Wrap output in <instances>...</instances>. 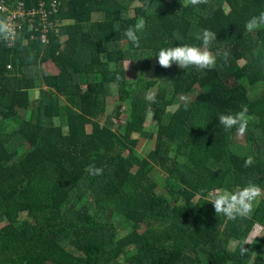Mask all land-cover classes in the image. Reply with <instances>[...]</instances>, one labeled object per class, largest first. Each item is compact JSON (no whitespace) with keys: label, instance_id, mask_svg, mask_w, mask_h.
Instances as JSON below:
<instances>
[{"label":"trees","instance_id":"16d2710c","mask_svg":"<svg viewBox=\"0 0 264 264\" xmlns=\"http://www.w3.org/2000/svg\"><path fill=\"white\" fill-rule=\"evenodd\" d=\"M260 11L264 0H59L64 23L47 43L27 31L3 43L0 264H264V196L235 220L208 202L214 189H264V26L245 29ZM137 23L138 47L124 35ZM205 29L216 33L211 69L158 64L160 48L201 46ZM48 60L56 73L41 68ZM112 86L123 124L108 112ZM242 104L240 136L218 116ZM139 138L152 143L144 154Z\"/></svg>","mask_w":264,"mask_h":264},{"label":"clouds","instance_id":"9594fccd","mask_svg":"<svg viewBox=\"0 0 264 264\" xmlns=\"http://www.w3.org/2000/svg\"><path fill=\"white\" fill-rule=\"evenodd\" d=\"M192 6L206 3L207 0H187ZM264 26V11H260L258 15H253L245 22V29L253 32ZM142 28V23L129 26L124 35L134 46H139L140 37L137 35ZM14 26L6 18H0V38L5 40L14 37ZM202 41L201 46L194 44H179L174 47H162L159 49L156 57L158 64L163 68H170L174 63L181 69L195 67L197 69H211L216 64V56L210 50L209 45L216 40V33L205 29L201 36L198 37ZM119 79V77H117ZM146 99L155 102V95L149 94ZM248 107L242 104L241 108L235 114L231 112L221 113L218 116L219 124L225 130L236 128L237 133L243 136L248 128L249 118L247 117ZM245 166H251L254 163L252 157H248L244 161ZM90 175L97 176L103 173L101 167H97L94 163L87 167ZM264 196V189L260 186L249 183L243 187H236L233 190L214 189L209 193L208 202H211L216 215H223L228 219L235 220L237 218L250 217L254 210V203ZM251 243V241H248Z\"/></svg>","mask_w":264,"mask_h":264},{"label":"built area","instance_id":"2783aa9c","mask_svg":"<svg viewBox=\"0 0 264 264\" xmlns=\"http://www.w3.org/2000/svg\"><path fill=\"white\" fill-rule=\"evenodd\" d=\"M58 8L59 0H0V18L8 19L15 33L7 40L0 38V47L3 43L12 46L24 31L30 38L37 37L47 43L48 34L57 33L63 25L57 18Z\"/></svg>","mask_w":264,"mask_h":264},{"label":"rangeland","instance_id":"374dc122","mask_svg":"<svg viewBox=\"0 0 264 264\" xmlns=\"http://www.w3.org/2000/svg\"><path fill=\"white\" fill-rule=\"evenodd\" d=\"M167 1H171V0H167ZM99 16L102 17V15H99ZM94 19H98V16H94ZM53 66H54L53 64L49 63V64H47L45 66V70L52 71L54 69ZM125 67L128 70H131L132 69L131 62L130 61H126L125 62ZM218 71H219L221 76H225V72H224V70L222 68H218ZM148 77H149V75H148ZM109 89H110V93H109V96H108V109H109L108 112H109V114H113V113H115V111H120L122 113L121 117H120V120H118V121L115 120V122L123 124L125 122V120H126L127 107H126L125 104L119 103L118 93H117L116 88L114 86H112V87H109ZM156 89H157V86H154V87L150 88L149 91H148V95L149 94H154L156 92ZM190 99H192V96H191ZM174 109H175V107L171 108V110H174ZM154 124L155 123L152 121L151 115H148V117L146 119V123H145V126L147 127V129L150 130V128L153 127ZM86 132H89V127L88 126L86 127ZM151 147H152V143H150V142L147 143V141L145 139L139 138V144H138V147H137L139 153L144 154L147 150L151 149ZM154 177L158 181V191H162L163 173H160L156 169L155 172H154ZM109 199L111 200V197H109ZM22 216H24V214ZM262 234H263V228L258 226V227L255 228V230H253L251 232L250 237L248 238V241H251V244H254L256 242V240ZM88 257H89L91 262H96L97 261V250H96L95 247H90L89 256Z\"/></svg>","mask_w":264,"mask_h":264},{"label":"crops","instance_id":"0c3cea01","mask_svg":"<svg viewBox=\"0 0 264 264\" xmlns=\"http://www.w3.org/2000/svg\"><path fill=\"white\" fill-rule=\"evenodd\" d=\"M64 23V22H63ZM49 63H51V64H53V62H51L50 60H48V61H46V62H44V63H42L41 64V68L43 69V71L44 72H47V73H50V74H54V73H56L57 72V68H56V66L54 65L53 66V70L52 71H47V70H45V66L47 65V64H49ZM33 92V93H32ZM35 93V94H34ZM37 96H38V89H34V90H31L30 91V99H36L37 98Z\"/></svg>","mask_w":264,"mask_h":264}]
</instances>
